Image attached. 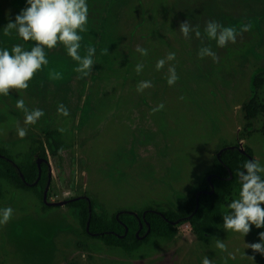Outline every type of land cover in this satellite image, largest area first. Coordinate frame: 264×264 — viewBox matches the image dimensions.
I'll list each match as a JSON object with an SVG mask.
<instances>
[{"label":"rangeland","instance_id":"rangeland-1","mask_svg":"<svg viewBox=\"0 0 264 264\" xmlns=\"http://www.w3.org/2000/svg\"><path fill=\"white\" fill-rule=\"evenodd\" d=\"M87 31L79 33L80 55L95 48L90 75L80 78L77 62L58 43L45 49L48 63L24 90L0 95V157L24 167L30 152L37 164L45 151L50 180L40 189L20 190L0 180V264H264V256L245 244L259 243L253 226L242 237L216 226L204 241L190 224L176 223V237L150 238L137 249L105 247L87 234L70 204L87 197L107 220L119 213L152 209L179 215L212 171L213 159L239 147L264 166V0H87ZM26 0H0V50L24 42L3 28ZM199 26L201 37L184 38L179 25ZM237 30L235 43L219 48L206 37L207 22ZM250 30L241 32L243 25ZM211 47L217 59L198 58ZM138 48L147 49L142 56ZM175 53L157 70L160 59ZM142 64V71L136 66ZM178 77L168 84L169 68ZM59 76V78H55ZM150 81L142 92L137 85ZM23 99L44 115L25 126ZM257 105L254 118L246 108ZM64 105L68 116L58 113ZM27 127L20 138L17 129ZM58 135V161L48 152L45 135ZM3 171V170H2ZM264 175V174H262ZM240 186L223 202L238 197ZM216 239L225 250L216 247Z\"/></svg>","mask_w":264,"mask_h":264},{"label":"clouds","instance_id":"clouds-1","mask_svg":"<svg viewBox=\"0 0 264 264\" xmlns=\"http://www.w3.org/2000/svg\"><path fill=\"white\" fill-rule=\"evenodd\" d=\"M88 5L87 0H26V6L13 20L3 28L4 35L13 33L24 42H34L30 50H25L24 44H16L11 48L0 50V95L7 96L10 90H24L28 88L29 81L43 65L48 63L45 49L51 50L62 45L67 55L77 62L75 72L80 78L87 77L92 72L95 54L94 47H88L86 55H80L82 36L79 33L87 31ZM250 25H243L241 32L250 30ZM179 31L184 38H189L194 33L199 39L201 32L199 26L193 27L187 20L179 25ZM204 32L209 40H214L217 47L223 48L228 43H235L237 30L231 26H223L216 21L206 23ZM142 56L148 54L147 49L138 48ZM211 57L217 59L211 47L199 49L198 58ZM175 59V53L170 52L166 59L157 61V70L164 67L166 61ZM143 65L138 64L136 71H142ZM59 78V76L55 77ZM178 77L175 67L169 68L168 84L175 83ZM151 86L150 81H142L137 85V91L142 92ZM16 108L25 113V126L34 125L43 115L40 109L29 111L23 99H18ZM58 113L68 116L69 112L64 105L58 107ZM20 138L27 135V127L17 129ZM243 171L237 173L240 189L238 197L228 204L229 211L223 216L224 231L246 236L254 226L264 228V166L258 161L249 160L243 164ZM12 216V209L5 208L0 213V224L7 223ZM259 243L245 244L253 253L264 256V231L259 233ZM216 247L225 250L223 241L216 239ZM254 264V256L248 257ZM202 264H212L205 257Z\"/></svg>","mask_w":264,"mask_h":264},{"label":"trees","instance_id":"trees-1","mask_svg":"<svg viewBox=\"0 0 264 264\" xmlns=\"http://www.w3.org/2000/svg\"><path fill=\"white\" fill-rule=\"evenodd\" d=\"M256 112L257 105L251 100L246 113L249 118H254ZM45 136L48 152L57 162L60 146L57 144L58 135L51 132ZM42 148L38 158L42 162L39 165L37 159L33 158V152L29 153L24 167H18L0 157V180H6L20 190L32 191L38 188L41 196L50 180L49 166ZM249 160L252 157L247 149L244 152L239 147L223 149L213 159L212 171L203 187L194 195L189 208L179 215L160 214L148 209L139 214L119 213L107 220L99 206L87 197L74 201L70 206L78 212L81 227L87 229V234L94 236L105 247L134 250L150 238L173 240L176 237V223L190 224L194 234L205 241L211 231L223 223L225 213L222 202L233 189L240 186L237 173L244 170L243 164ZM1 196L0 188V198ZM261 231L264 228L257 229L258 233Z\"/></svg>","mask_w":264,"mask_h":264},{"label":"water","instance_id":"water-1","mask_svg":"<svg viewBox=\"0 0 264 264\" xmlns=\"http://www.w3.org/2000/svg\"><path fill=\"white\" fill-rule=\"evenodd\" d=\"M38 165H39V163H38ZM88 228V227H87Z\"/></svg>","mask_w":264,"mask_h":264}]
</instances>
